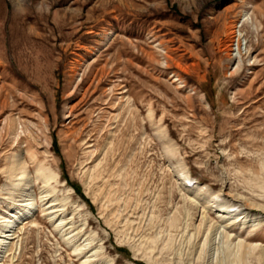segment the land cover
Wrapping results in <instances>:
<instances>
[{
    "label": "rangeland",
    "instance_id": "1",
    "mask_svg": "<svg viewBox=\"0 0 264 264\" xmlns=\"http://www.w3.org/2000/svg\"><path fill=\"white\" fill-rule=\"evenodd\" d=\"M18 215L0 264H264V0H0Z\"/></svg>",
    "mask_w": 264,
    "mask_h": 264
},
{
    "label": "bare ground",
    "instance_id": "2",
    "mask_svg": "<svg viewBox=\"0 0 264 264\" xmlns=\"http://www.w3.org/2000/svg\"><path fill=\"white\" fill-rule=\"evenodd\" d=\"M235 35V34H234ZM239 39V38H238ZM231 41V40H230ZM238 42V40H236ZM233 42V41H232ZM231 44V43H230ZM229 44V45H230ZM15 160H18L17 157H15L13 159V161ZM15 170H18V169H15ZM14 170V171H15ZM46 169H44L45 171ZM26 173V171H24L20 176L21 178L23 177V175ZM37 177L40 175L39 173H36ZM178 175L181 177V179L183 180H186L188 181L189 183H191V178L189 177V174L187 173V171L185 170V167H182L180 168L179 172H178ZM48 176V175H46ZM11 177H13V174H11ZM50 177V175H49ZM48 179V178H47ZM185 186H188L186 185V183H184ZM203 189V187H197L195 188V190H198V194H200L199 191H201ZM23 196H25V190H23V193H22ZM221 196V193L219 191L217 192H214L212 193V195H209V196H204V202L205 203H208L210 205H212L213 203L216 202V200ZM23 200H26V199H23ZM22 200V201H23ZM20 205V204H19ZM54 205V204H53ZM51 206V205H50ZM30 211V210H28ZM28 211H23L22 213H20L21 215H27ZM218 212H224V211H227L229 213L232 214V216H234V218H246L248 216H250L251 214H249L248 212H245L243 209H241L237 204H234V203H228V202H225V203H221L220 205L218 204ZM28 217V216H27ZM29 217H31L29 215ZM20 219H21V216L18 215V216H15L14 218H11V219H8L5 221L3 227H2V230H0V253H1V258H4L6 257V255H8V242L10 243V239H14L16 238L17 236L15 235V232H14V229L13 227L16 226V223L20 222ZM57 227V226H56ZM68 236V234H67ZM70 236V235H69ZM68 237H66V239L68 240ZM72 244H74V242H72ZM74 251H79L81 250V248H79V246H74L73 248ZM84 261H89L88 260V257L84 259Z\"/></svg>",
    "mask_w": 264,
    "mask_h": 264
}]
</instances>
